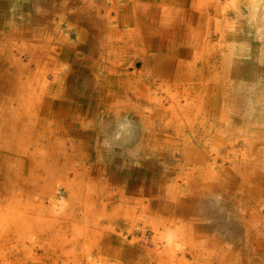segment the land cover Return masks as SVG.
<instances>
[{
    "label": "rangeland",
    "instance_id": "obj_1",
    "mask_svg": "<svg viewBox=\"0 0 264 264\" xmlns=\"http://www.w3.org/2000/svg\"><path fill=\"white\" fill-rule=\"evenodd\" d=\"M13 1L0 0V8L8 13ZM27 1L28 8L26 3L18 5L21 11L16 8L12 12V14L15 12L16 17L14 16L11 20L3 14L2 18L4 22L6 20V28L5 31L0 30V37L6 35L12 40L23 39L21 53L16 55L18 66H21L17 71L20 75L19 81L25 84L35 74L39 86L45 87L41 94L43 103L46 96L44 92L48 84L51 83L48 88L52 86L51 90L56 91L53 83L62 84V80L66 82L69 77L76 78V75H73L76 72L81 81L80 87H76L72 92L61 90L60 94V90L57 89V98L63 99L62 101H66V104L74 105V115L78 119V122L74 124L76 127L72 124L69 129H65L66 134L62 133L58 137L46 138L44 136L42 137L43 143H56L55 140H64L67 151H70L68 148L70 140L81 142V146L85 145L84 152L82 148L77 149L76 152L72 150L69 152V154L72 153L73 164H76L78 171H82L81 164L89 170L88 175L94 182V187L98 180L100 181L99 187H102V184L106 186V190L111 194L109 200L112 201V205H106L102 211L98 210L99 207L92 206L94 219L98 221L96 223H84L83 220L76 221L72 217L76 224V231L81 234L79 236L76 234L77 243L74 246L64 242V247L72 250L67 258L58 250L51 251L46 257H42L40 247L37 255L43 259L38 262L43 260L44 264H124L126 262L140 264L138 248H152L151 251H155L159 249L158 246L165 245L175 251L171 264H180L179 258L185 262L182 264H202V261L197 260L193 255L195 250L192 249L197 245L193 243L192 248L188 249V244L185 242L183 245L182 239L174 235L172 226L174 222L180 220L192 226L193 232L191 233L188 225L185 227L190 237L194 235V232L201 230L204 233L202 239L210 242L213 248L217 247V250L222 249L225 253L229 252V259L234 261V264H258L259 261H263L261 264H264V234L258 232L260 229L264 231L262 227L264 222L258 220L259 216H264V200L262 201L264 199V0H214V6L208 5L207 8H202L203 13L200 15L202 23L198 25L200 32L197 36L190 34L191 30L187 24H182V30L176 31L182 33V36H175L173 43L175 49L172 55L176 56L173 58L174 63L176 60H180L178 64L182 63L181 68L178 65L176 69L186 72V77H179L174 73L179 83L176 89L178 92H184L185 96H182V93L175 94V85L172 83L166 85L158 83L156 92L151 88L148 91V97H141L139 101L127 90H122L123 93L120 95H113L105 101L97 97L96 90L82 86L85 81L83 79L87 76H91L93 80H99L98 78L109 76L114 70L116 73V71L124 70L133 72L134 69L144 76L146 69H152V64H148V68L143 67L141 61L134 59L135 55H121L120 47L117 48L114 45L112 50V47L105 48L103 44L107 41L111 45L108 40H113L114 33L124 32L122 18L130 15L131 10L136 9L139 1L58 0V5L53 0ZM140 1L143 4L154 2L158 5L156 13L146 17V24H154V28L160 30L162 25L168 24L166 20L170 21L163 15L164 6L168 5L167 7L172 9L173 3L179 0ZM192 1L194 0H184L181 7H187ZM215 9H219L218 13L213 11ZM189 11H191L189 21L192 17L199 15L196 9L189 8ZM171 15L172 17L175 15V10H171ZM34 16L37 17L33 21ZM150 20L153 21L149 22ZM85 23V26H89L87 23H90L93 27L94 38L89 42L90 45L88 43V46L83 47L84 44L79 42V29ZM109 33L113 35H107ZM172 36L174 37V34ZM39 38L47 39L49 47L45 44L41 48H36L34 53H43V59L34 60L30 57L29 46L35 44V40ZM179 43L182 45L178 46ZM9 55L14 56L12 51ZM164 57L168 58L166 55ZM53 59L59 63L57 67ZM192 61L191 66H183L184 62ZM7 65L6 73H9L6 74L7 77L0 74V107L6 105L11 99L12 95L9 94L13 91L9 93L5 88L16 79L12 63H7ZM12 71L14 77L10 74ZM136 72L133 76H136ZM164 79L169 80L170 76ZM158 88L164 89L159 90ZM110 91L111 89L107 90L108 93ZM63 94L70 96L77 94V96L69 102L66 97L62 96ZM184 97L185 102L192 105L189 114L192 118L188 121L189 125L181 127L179 123L184 112L179 116L177 112H172L169 119L172 124L167 132L163 122L160 124L162 108L168 107L174 98L183 104ZM158 104L161 106L160 111H157L160 108ZM153 107H156L154 108L156 111L150 110ZM111 109L114 111L112 112ZM65 111L57 109L54 113L61 114ZM168 118L167 115L163 116V121L166 122ZM159 125L163 128L157 137L163 139L161 146L169 144L172 151L170 161H165L158 152L155 155L153 152L155 148L153 145L158 141L154 140V134L160 127ZM189 126L195 132L192 131V135L189 134L184 142L182 137L188 133ZM179 128H182V131L178 135ZM80 130L88 133V138L82 139L79 135H75ZM137 143L138 146H136ZM183 143L190 147L194 155L188 157L190 159L186 158L182 166L188 171L199 163L204 169L211 168L219 173L217 176L225 186L221 193L217 190L211 194H204L201 199L198 197L197 202L192 203L191 211L189 207L178 203L180 200L185 201L178 197L180 194L176 195L178 198L173 199L176 200L175 202L170 201L172 196L169 194L172 187L178 189L185 187L181 179L175 181L173 178L179 172V168L175 167L171 171V168L181 160L177 152L181 151ZM49 147L51 144L45 148ZM56 147L57 144L52 145V148ZM98 150H100V155ZM192 161H197V163H192ZM145 170L153 175L149 185L155 186L156 183L161 182L162 189L155 188L156 194L150 192L144 196L142 201V204H146L143 206L144 209L138 203L130 201L127 204L129 208H126L129 210L127 214H118L115 219L111 220L106 218L114 213L111 206L120 205L125 208V204H121L119 200L120 195L128 199L136 195L134 189L131 191L121 189V185L130 177L141 176L138 178L137 186L145 184L144 186L147 187L146 183L149 180L144 179ZM184 173L182 175L185 177ZM114 177L118 178V185L112 181ZM208 179L210 180L211 177ZM249 186L262 189L251 191L255 193L254 201L251 203L249 200L246 207L240 208L237 203L243 198L244 188L248 189ZM118 187L120 192L117 191ZM96 189L99 191L98 186ZM63 190L64 188L58 184L54 193V199H57L56 213L69 211V201ZM233 193H236L235 199ZM45 202L47 204L48 200ZM157 203H160L159 206H155ZM252 205L255 217L251 218ZM160 210L164 212L165 217L159 215ZM76 211L77 209L74 213ZM160 219L164 222L171 221L173 225L166 230V239L158 242L156 246L150 239L155 236L157 238V232L163 230L157 225L158 222L163 223ZM150 222L154 223L153 230L150 225L144 227ZM248 227L250 229L246 233L244 229ZM84 231L90 232L88 237H85ZM69 232L66 233L70 234ZM110 232L114 234L112 238H102L99 235ZM249 238L251 239L248 245L249 250L234 246L235 242L247 241ZM255 238L262 240L263 243L257 245L254 243V241L258 242ZM55 244L51 243L52 248ZM122 254L124 257H126L125 254L128 255L130 260L120 258ZM159 262L157 258H153L147 264H160ZM19 263L16 261V264ZM168 263L169 261H165L162 264ZM12 264L15 263L12 262ZM208 264H217L216 257L214 256Z\"/></svg>",
    "mask_w": 264,
    "mask_h": 264
},
{
    "label": "bare ground",
    "instance_id": "obj_2",
    "mask_svg": "<svg viewBox=\"0 0 264 264\" xmlns=\"http://www.w3.org/2000/svg\"><path fill=\"white\" fill-rule=\"evenodd\" d=\"M23 1L22 4H25L26 0ZM32 1L36 2L37 0ZM183 1L184 0H179L173 3L172 9L170 7H167L168 5L164 6L162 10L163 15L166 17V19H170V21L166 20V23L168 24L162 25V29L158 30L154 28V24H146V17L154 15L156 13V7H158V5L154 2V4H143L142 1L137 0L139 4H136V9L131 10L130 15L122 18L121 23L123 25L124 32L114 33L115 37L112 38L113 40H108L111 45H109L107 41L103 43L105 48H108L110 46L112 47V50L114 45L117 48L120 47V49H122V52L120 54L123 56H127L128 54H131V56L135 55L134 59H136V61H141L143 67L145 68H148V64H152V69H146V74L144 76L140 74V71L136 72L135 69L133 70V72L124 70L122 72L116 71V73L114 70L113 73H111L109 76L98 78L99 80H93L91 76H87L83 79L85 81H83L82 86H84V88L87 87L88 89L92 88V90H96L95 94L97 95V97L100 99L102 98L105 101L110 99L113 95H120L121 93H123L122 90L129 91L134 96H136L137 100L139 101L141 97H148L147 94L151 88H153L156 92L158 83H163L164 85L172 83L175 85L174 93H182V96H185L184 92H178V90L176 89V85L179 83L174 77V73L179 75V77H186V72L176 69L178 65L179 68H181L182 66L181 62L180 64H178L180 60H176V63L173 62V58H176L175 55H172V51L175 49L173 48L174 38L175 36H182V33H178L176 31L182 30V24H187V27L191 30L190 34L197 36L200 32V27H198V25L202 23V19L200 17L201 13H203L202 8H207L208 5L214 6L213 4L215 3V1L194 0L187 7H181V3ZM189 8L196 9V12L199 13L197 17H192L190 21L189 19L191 11H189ZM171 10H175V15L173 17L171 15ZM213 11L215 13H218L219 9H215ZM11 12L12 11L6 13L5 10L3 11V9L0 8V17L2 18L4 14L8 18V20H11L12 18H14ZM35 17L37 16L33 17V21ZM138 21H140L141 23H139ZM152 21L153 20H150L149 22ZM215 23L217 24L218 22L215 20ZM5 24L6 20L4 22L3 18L0 19L1 31H5ZM87 24L89 26H85V23L84 26L79 29V42L80 44H84L83 47H86V45L90 41H92V38H94L92 34L93 27H91L90 23ZM92 24L94 25V23ZM206 27H208L207 24ZM172 34H174V37L172 36ZM107 35L110 36L113 34L109 33ZM22 41L23 39H21L20 41H17L16 39L12 40L10 37H6V35L0 37V74H3L5 77H7L6 74H9L6 73V66H8L7 63H12V66L14 68L13 71L15 72L16 77V79L12 80L8 84L7 88H5L9 93L13 91L12 94L8 93L9 95H12L11 99L6 105L0 107V264H12V262L16 264V261L20 262L19 264H44L43 260L39 262L38 260L43 259L42 257L44 256L46 257L48 253H51V251L57 250L60 251V253L64 254L67 258L72 250L65 248L64 242H68V244L74 246L77 243L76 236H79L81 234V232L79 233L78 231H76V224L74 223V220H83L84 223H96L98 221L94 219L95 217L91 209L92 206L99 207L98 210L102 211L104 207H106V205L111 204L112 202L109 200L111 194L106 190V186H103L102 184V187H99L98 183H100V181L98 180L95 182L94 187V182L88 175L89 170L85 169L84 166L80 163L82 171H78V169L76 168V164H73L74 160L72 159V153L69 154V152L71 150L76 152V150H79V148H82L81 150L82 152H84L85 145L81 146V142L78 143L69 139L70 142L68 148L70 151H67V146L65 145L64 140H55L56 143H43L44 139H42V137H58L59 135H62V133L66 134L65 129H69V126H71L72 124L74 125L76 124V122H78L77 117L74 115V105H72L71 103L66 104V101L63 102V99L60 100V98H57L58 90H60L61 94V90L72 92V90H75L76 87H80L81 81L80 78H78L79 76L77 75V72L76 74L73 73V75H76V78L74 77L73 79H71V77H69L66 82L62 80V84L53 83V87H55L54 90L56 91L51 90L52 86L48 88L51 83L48 84L44 92L46 96L45 102L43 103V96L41 94H43V90L45 87L39 86L38 79L36 78L37 76L35 74L31 77V79L26 81L25 84L24 82H20L18 79L20 75L17 73V71L21 66H18V56L16 55L21 53V50L23 48L21 46ZM35 41V44L29 46V51H31L29 53L30 57L34 60L43 59V53L38 54L34 53V51L36 48L38 49L42 46H45V44L49 47V41L43 38H39ZM88 45H90V43ZM181 45L182 43H179L178 46ZM154 48L156 50H153ZM11 51L15 57L9 55ZM164 55L168 56V58L165 59ZM200 57L201 55L199 56V58ZM152 58L154 59L152 60ZM53 61L55 67H57L59 63L56 59H53ZM72 61H74V59ZM192 63L193 61L184 62L183 66L189 67L192 65ZM172 69H174L173 72ZM13 71L10 72L11 75ZM135 72L136 76H133L135 75ZM12 76L14 77V75ZM169 76V80L164 79V77ZM165 88L167 89L170 87ZM109 89H111V91L108 93L107 90ZM158 89L161 90L164 88ZM62 96L66 97L69 101L70 99H73L74 96H77V94H74V96L63 94ZM185 100L186 98L184 97V103L181 104L180 101L174 98L172 99L173 102H171L168 107L162 108V119L160 120V124L163 122V126L167 132L168 127L172 124L171 122H169L170 114L172 112H177L178 116L184 112V114L181 115L183 117L179 121V123H181V127L189 125L188 121L192 118L189 115L192 110V105L186 103ZM174 103L176 104V107ZM42 107L44 108L42 109ZM159 107L160 108H158L157 111L161 110L160 105ZM154 108L156 107H153L150 110L156 111ZM57 109H62L63 111L67 110V112L65 111L61 114H55L54 112ZM113 111L114 110H112V112ZM165 115L169 117L168 119H166V122L163 121V116ZM159 126L154 134V140L158 141L157 143H155L156 145H153L155 147L153 149V152L154 155L156 152H158L159 156L164 157L165 161H170L169 158H171L172 151L169 144L161 146L162 144L160 143L163 142V139L157 137V135L161 131V128H163V126ZM176 126L178 127V125ZM180 131H182V128H179L177 130L178 135ZM187 131L188 133L182 137L184 142L188 139L189 134L192 135V131L195 132V130H193L191 126H189V129L187 128ZM75 135H79L82 139L88 138V133L82 130L77 132ZM49 144H51V147L46 149L45 147ZM53 144H57V147L52 148ZM136 146H138V143ZM98 151L100 155V150ZM177 153L178 157L181 160L176 165H172L173 167L171 168V171H173L175 167L179 168V172H176L177 174L173 178L175 181L177 179H181L185 187L182 189L172 187L170 189L169 194L172 196V198L170 199L171 202H175L176 200L173 199L177 197L176 195L180 194L178 197L185 199V201L180 200L178 203L185 205V207H189L191 211V205L192 203L197 202L198 197L201 199L204 194H211L212 192H215L217 190L218 193L223 192L222 189H225V186L223 184V181L219 180V177L217 176V174L219 173H217V171H214L211 168L204 169V167H202L200 163L194 165L189 171L187 168H184V166H182L186 158L190 159L188 157L194 155L193 151L190 150V147L188 145H185L183 143L181 151ZM206 154L207 153L205 151V155ZM47 158H49V160H46ZM192 163L196 164L197 161H192ZM206 167L207 166H205V168ZM148 170H145L146 175L144 178L149 180L146 183L147 187L144 186L145 184L139 187L137 186L136 183L138 181V178H141V176H138L137 178L130 177L127 181L125 180L126 182L121 185L122 191H131L132 189H134V192L138 196L133 195L132 198L128 199L126 196L120 195L119 200L121 204H125V208H122L120 205L111 206V210L114 213L113 215H110V217L106 218L111 220L115 219V216H117L118 214H127L129 210L126 208H129L127 204L130 201L138 203L139 206L144 209L143 206L146 205L142 204L144 196H146L150 192L152 194H156V191H154L155 188L162 189L163 185L161 182L156 183V187L153 185H149L151 184L150 179L153 177V175L149 174ZM138 172H140V170ZM183 172H185V177L182 175ZM116 177H114V180L112 181L118 185L119 182L117 180L118 178ZM209 177H211L210 180L208 179ZM58 184L60 185V187L64 188L63 192L67 196V200L69 201V211L67 213H65V211H57L58 213L55 212L57 199H54V193ZM97 186L99 191H97L96 189ZM259 188L260 187L256 188V186H249L248 189L244 188V194L242 196L243 198L241 197V202H236L237 206L240 208H243L242 206L246 207L247 201L249 200L252 203L254 201L253 195H255V193L251 191L259 190ZM148 190L149 192L147 193ZM117 191H119V187ZM93 193L95 194V196ZM235 195L236 193H233L234 199ZM46 200H48L47 204H45ZM263 200L264 199H262V201ZM157 204H155V206H159L160 203L158 205ZM255 204L257 205V203ZM151 206L154 207V205ZM148 207L149 205L147 206V208ZM248 208L250 207L248 206ZM76 209L77 211L76 213H74ZM250 209L253 210L251 212L252 218L254 216L253 205ZM169 210L171 209L169 208ZM186 212L188 213L189 211ZM159 215L161 217H165V214L164 212H162V210L159 211ZM72 217L74 220L72 219ZM62 218L63 221H61ZM248 218H250V216H248ZM160 220L163 221V219ZM258 220L264 222V216H259ZM246 222H248V220ZM147 225H150V228L152 230L154 229V227H152L154 226L153 222L146 223L144 227ZM157 225L160 228H163V230L158 231L157 229V238L156 236H152L153 239H150L152 244L156 246L158 242L166 239L165 232L171 225H173V223L171 221H163V223L158 222ZM187 225L190 229L192 228V226L190 227V224H184L180 220H177L176 222H174V226H172L173 233L175 236H178L182 239L183 245H185V242L188 244V249L192 248L191 244L193 243L197 245V247H193L192 249L195 250V254L193 255L197 260L202 261V264H208L210 260L215 256L217 259V264H234V261H231V259H229V252L225 253V251L222 249L217 250V247L213 248V245L210 244V242H208L206 239H202V234L204 233L201 232V230L194 232V235L190 237V233L193 228L190 230V233H187L185 228ZM262 227H264V225ZM249 229L250 228L248 227L244 230L246 233H248ZM68 231H70V234L66 233ZM258 232L264 234V231L262 229H260ZM89 233L87 231H84V235H86L85 237H88ZM99 235L102 238H112V236H114V234L111 232L100 233ZM255 240L258 241H254V243H256L257 245L263 243L260 239L255 238ZM249 242H251L250 238L247 241L243 242L239 240L238 242H235L234 246L249 250ZM51 243H56L54 248H52ZM40 247L42 250V257L37 255V250ZM158 247L159 249L155 251H151L152 248H138V251L140 252V254H138L139 263L147 264L151 259L157 258V260L160 261V264L165 261H169L168 264H171L172 256L173 254H175V251L170 246L160 245ZM206 247L208 249H206ZM50 255L49 258H51ZM122 255L123 256H120V258L124 257V254ZM199 255H201L202 258ZM125 256L126 257L122 259L130 260V257L128 255L125 254ZM182 260V258H179L180 264L184 262ZM261 262L263 263V261H259L258 264H261ZM124 264H129V262H126Z\"/></svg>",
    "mask_w": 264,
    "mask_h": 264
},
{
    "label": "crops",
    "instance_id": "obj_3",
    "mask_svg": "<svg viewBox=\"0 0 264 264\" xmlns=\"http://www.w3.org/2000/svg\"><path fill=\"white\" fill-rule=\"evenodd\" d=\"M22 1L23 0H20V1H18V0H14L13 2H11L12 3V5L11 6H9V10L10 11H15V9L16 8H19V10L21 11V9H20V6H18V5H21L22 4ZM53 1H56V2H54L55 4H57V2H58V0H53ZM23 3H24V1H23ZM58 5V4H57ZM14 6V7H13ZM26 7L28 8V1L26 2ZM25 11V10H24ZM28 11V10H27ZM11 12V13H12ZM15 13V12H14ZM14 13L12 14V16H15L14 15ZM17 14V13H16ZM16 17V16H15Z\"/></svg>",
    "mask_w": 264,
    "mask_h": 264
}]
</instances>
